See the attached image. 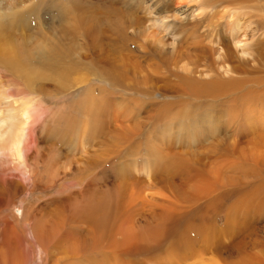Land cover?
Wrapping results in <instances>:
<instances>
[{"label":"bare ground","instance_id":"obj_1","mask_svg":"<svg viewBox=\"0 0 264 264\" xmlns=\"http://www.w3.org/2000/svg\"><path fill=\"white\" fill-rule=\"evenodd\" d=\"M138 1L144 0H128L136 5ZM146 1L151 4L141 9L154 12L155 26H147L150 21L146 17L127 13L130 15L126 18L127 29L132 33L128 37L123 24L117 22L118 43L112 51H125L127 44H124L130 42L140 53H132L131 59L123 52L119 56L116 53L115 73L108 77L113 79L115 87L131 91L134 86L135 90L145 92V97L159 90L176 94L163 98L158 111L172 114V125L176 124L183 133L179 138L183 142L197 135L196 151H180L190 167L174 161L178 152L172 151V145L156 154L153 174L158 178L154 186L171 196L170 201L163 197L161 204L159 199L149 200L152 197L146 194L141 181L122 176V179L116 177L113 199L104 196L109 203L91 184L89 189L86 185L68 187L59 191L50 203L33 206L23 214L15 210L22 217L11 221L8 220L11 215L4 217V207L12 206L22 186L4 173L6 178L0 176V264H34V253L38 255L36 264H264V254L248 251L264 247L263 241H253L254 226L249 227L251 223L264 221V0ZM41 5L37 10L44 6ZM73 5L72 10L61 7L59 12L64 16L63 13L72 11L67 20L78 26L74 30L56 29L58 40L50 37L52 40L48 41L49 37H44L32 46L23 37L21 41L10 37L6 51L5 29L0 20V69L23 77L28 87L45 81L64 88L77 69V61H70L73 56L82 61L105 62L107 55L102 46L97 49L102 51L101 59L96 52L93 56L87 51L89 47H98L97 36L88 38L90 34L94 36L92 30L98 23L96 7L86 2ZM184 8L187 10L181 12ZM5 9H8L6 4L0 5V11ZM28 13L33 15L35 11ZM7 14L0 13V18ZM16 15L19 13L9 16ZM20 17L23 18L22 13ZM178 17L182 23L177 28L165 24ZM24 22L18 20L20 25ZM20 25L19 31L26 29ZM142 26L145 32L155 29V35L137 38L135 34ZM162 32L178 36L172 49L159 47ZM78 36L77 45L72 38ZM62 41H67L68 46ZM184 96L188 102L182 100ZM14 102L13 99L10 103L9 114L0 108V158L3 159L0 165H9L32 188L39 186L42 191L51 190L52 184L60 179L72 180L75 172L59 165L47 167L48 162H44L49 161L47 153L53 143H44L46 146L38 149L32 138L34 123L40 119L36 114L38 109L28 102L18 110ZM208 112L220 113L217 120L221 124L217 129L212 125L215 117ZM66 130L70 131L69 135L65 134ZM78 132L77 125L64 127L60 142L67 146L66 141ZM97 135L98 128L94 131L88 127L83 131V138L95 140ZM203 144L207 146L204 149ZM27 145L35 150L37 163L41 162L44 169L36 170V163L29 165L32 158ZM84 146L87 147L80 145L76 153L77 167L81 170L89 168V162L93 164L88 158L90 151ZM176 178H179L177 182ZM173 204L185 212H179L178 216ZM251 237L254 238L250 240Z\"/></svg>","mask_w":264,"mask_h":264},{"label":"rangeland","instance_id":"obj_2","mask_svg":"<svg viewBox=\"0 0 264 264\" xmlns=\"http://www.w3.org/2000/svg\"><path fill=\"white\" fill-rule=\"evenodd\" d=\"M77 2H86L88 5L90 4L96 7L95 12L97 11L96 13L98 15L97 21H95L94 19L91 20H93L92 22L95 21L98 23L96 29L92 30L94 36L90 34L91 36L89 35L88 38L95 39L98 37V47L96 49H90L89 47L87 51L92 53L93 56H95L96 54L99 55V59H101L100 55L102 54V51H97V49L99 50V48L102 46L104 53L107 55V60H104L105 62L100 60L99 62H97L96 59V61H92L89 59L82 61V59H77V55L73 56V59L70 61H77V69L75 73L69 76L64 88L60 86L58 87V85L53 84V82L45 81H37V83H33L32 87H28L23 77H18L14 74L12 75L0 69L1 110L4 111L5 114H9V112H12V106L10 105V103L13 99L15 100V108H17L18 110H20L21 107L28 102H30L32 107L35 106L38 109V113L36 114L40 119L39 121L34 123L33 134L31 133V135H33L32 138H34L37 142L38 149H41L46 145H50V142L51 144L53 143L51 151L47 153L49 161H44L46 163L48 162L47 167L52 166L53 168H56L59 165L62 166L61 168L65 170L68 169L70 172H75L74 175L72 174L74 176L72 180L62 181V179H60L59 181L52 184L51 190L42 191V189L38 188L39 186L33 187V189L31 184H27V182L22 180L21 175L19 176L18 172L13 171L11 167L10 169L8 167L9 165L4 166L1 164V173H6V175H8V178L9 176L10 178L13 177L14 181L16 180L17 182H20L22 186V190L12 201V206H10V204H7L10 207H4V217L7 218L6 214L8 216L11 215L12 217H9L8 219L10 221L14 218L20 220L24 210H32L34 207H40L43 203H50L51 199L57 197V193L59 191H61L62 189H67L68 187L77 188L79 185H86V188L89 189L88 184H91V186L94 189H97L96 191L101 194L99 196H102L104 201L106 200L108 202L107 197L105 198L104 196L109 195V197L113 199V196L111 195H116L112 191V188L114 187V184L118 182V177L119 179H122L123 177L124 179H126L128 177L130 180L141 181V186L145 187L146 194L153 198L152 199L148 197L149 200L151 199V202L155 199H159L157 200L158 204H161L162 201L160 200L163 197H167V201H170L171 196L169 195V193H165V191H163L159 186H154L155 178H158L153 174V166L157 162V158H155L156 154L164 152V150L168 148V146L172 145V151L178 152V155L176 154L177 157L174 158V161L180 162L185 166L190 167L183 160L184 155L181 156L183 152L181 153L180 151H186L190 149L195 150V147L198 146L195 143L197 140V135H193L191 136V140L183 142L179 139L180 137H182L181 134L183 133L178 131L179 129L177 128L176 124L172 125V122H174L172 121V114L169 113L168 115V113H166L164 110H161V112H159L161 103H163V98L169 99L170 97H174V95L176 96L175 93L170 91L162 92L159 90L156 92H152L145 97V92L135 90L134 86L131 87V89H134L131 90L133 92L125 91L123 89L115 87L113 79L111 80L108 77L112 75L111 72L115 73L113 67L115 64L113 62H116L115 58H118V56L122 52V54L129 55L130 59L132 53L137 54V51L138 53H140V50H137L136 45L129 44L130 42L124 44H127V50L124 49V46L123 49L125 51H120L119 49H117L118 53L116 52V50L112 51V49L117 48L118 43L116 34L118 32L117 29H119V23L117 22L120 21V23L123 24L122 29H124L128 37L132 33L129 29H127V26L129 25L126 18L130 17V15L127 16V13H131L135 17H146V19L150 21L146 23L147 26H149L150 28H154L153 26L155 25L152 20L154 19V16L156 17L155 14L153 15L154 12H149V7H147L148 12L141 9L142 7L150 5L151 2L149 1H138L139 5H136L128 2V0H1L0 5L6 4L8 8L0 11V13L8 12L6 16L0 18V20H2L3 22V29H5V50L7 51V46L8 44H10L8 41L10 37L13 38V40L16 39V41L18 39L21 41V38L23 37L28 41L29 45L31 44L30 46H32L34 45L33 43H37V40L41 41L46 37H49L48 41L52 40L50 37L58 40L59 38L56 29L58 30L59 28H66L68 30H74V28L78 25H74L71 21L67 20V18L71 16L70 12L72 11H69L67 13L65 12L63 13L64 16H61L59 8L62 7L72 10L71 5ZM35 4H39V6ZM40 5L44 6L37 10ZM129 6H133V8L129 10ZM120 9L122 10V15H118L121 13L119 11ZM31 10H34L35 14L32 15L28 13ZM186 10V8L181 9V12ZM11 13H19V16L16 15L15 18H12L11 16H9L11 15ZM21 13L23 18L20 17ZM122 16L124 17V19H122L125 21L121 19ZM179 18L180 17L175 18L174 20L172 18L170 19V21L165 22V24H169L170 28H177L182 23ZM23 19L25 20V22L21 25L18 24V20ZM19 25L20 28L24 27L26 29L23 31H19V29L17 28ZM141 28L138 29L139 32L137 30V34H135L136 37L138 36L137 38H146V34L155 35V29L154 31H152L151 29H147L145 32V27H143L142 29ZM53 29H55V31ZM150 31H152L153 33ZM11 32L15 35H13ZM141 32H143V34H141ZM165 34V32L159 34L160 36H162V39L160 38L161 40L159 41L161 43H159L158 45H160L159 47L164 46V48L170 50L172 49L173 44H176L178 42V36L174 37ZM72 39H75L77 41V45L79 44V36ZM62 42L65 45L67 44L66 46H68L67 41ZM111 52L112 54H114L113 58ZM116 53L118 54V56ZM111 59L114 61H112ZM103 72L105 73L103 74ZM114 76L116 77V75ZM104 77H106V80L103 79ZM32 88L34 90L35 88H37L36 90H38V93H36V90L34 91ZM8 95H11L13 99H9ZM182 100H186L185 102H188V99L185 96L182 97ZM155 112H158L159 115H155ZM150 115H153L156 118L154 119V117L152 116L150 118ZM208 115L215 117V122H213L214 124L212 125L217 129V127L221 124L220 120H217V118L220 116V113L208 112ZM170 116L171 118H169ZM113 121H115L116 123H114ZM160 121L163 124L159 123ZM74 125H77L79 132L77 133V135H75L74 138L68 139L65 143L67 146H65L60 142V133L64 127H70ZM96 126L98 128V135L95 137V140L91 137L83 138V131L85 129L91 127L95 131L97 129ZM212 128V126H208V129L212 130ZM66 132V135L70 134V131L66 130ZM254 133L255 132H253V134ZM177 139L179 141H177ZM44 143L46 144L45 146ZM158 143H160V145L164 144V146L162 147L161 145L160 149ZM84 144H86L88 147L87 148L86 146H84V148L90 151L88 158L94 165H91V163L89 162L90 167L81 170L80 167H77L79 165L76 163L78 156L76 153L78 147ZM256 145V148L260 149V144L256 143ZM68 146L69 148L67 149ZM27 147V153L31 154L32 158L28 161L29 165L33 166V164L35 165L36 163V170L44 169V167L42 168L41 166V162L37 163L38 160L35 156V150L31 146H29L28 148ZM206 147L207 146L203 144V149ZM197 149L198 148H196V150ZM44 151L46 152L47 149L45 148ZM91 153H94V155ZM149 154L150 157H148ZM65 157L67 158L65 159ZM2 161L3 159L0 158V163ZM2 174H0V176L6 178V175L4 174L2 176ZM68 178L72 177L69 176ZM178 179L179 178H176V182ZM67 182L69 183L66 184ZM80 182L81 184H79ZM159 189H161V191H159ZM111 199L109 201H111ZM5 202L8 203L7 201ZM173 205L178 216L179 212H185L182 207H178V204ZM155 208L156 211H159V207ZM15 210H19L22 214L20 216H17ZM250 226H254L255 233V238L251 237L250 240L254 238L253 241H263L264 243V221L259 224L251 223L249 227ZM28 238L30 237L28 236ZM246 241H248V239ZM248 251L259 252L258 254H264V247L254 249L250 248L248 249ZM33 255L34 259H36L34 264H36L38 263V255H36L35 253Z\"/></svg>","mask_w":264,"mask_h":264}]
</instances>
